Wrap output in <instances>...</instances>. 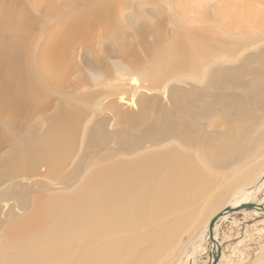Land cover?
<instances>
[{
  "label": "rangeland",
  "instance_id": "rangeland-1",
  "mask_svg": "<svg viewBox=\"0 0 264 264\" xmlns=\"http://www.w3.org/2000/svg\"><path fill=\"white\" fill-rule=\"evenodd\" d=\"M96 6L102 14L85 27V15ZM189 31L198 33L204 50L181 55L175 45L187 39L180 32ZM4 48L12 50L8 61L0 55V173L16 170L0 177V239L7 226L36 212L42 199L71 197L92 172L122 157L121 137L142 144L140 151L152 149L139 133L160 109H175L172 120L180 121L191 98L213 107L197 121L194 137L183 138L190 158L198 153L206 160V180L196 183L195 201L180 212L183 225L150 264H210V229L200 228V221L244 175L253 182L264 175L258 167L264 162V0H0ZM194 60L199 63L187 76ZM11 66L17 68L13 74ZM202 70L204 81L191 77ZM252 74L257 78L249 81ZM229 75L240 83L223 89L220 79ZM250 88L260 91L254 102ZM61 125L66 134L55 150L32 158L26 143L37 145ZM180 136L176 131L162 138L182 143ZM251 201L264 204V188ZM220 223L217 264H254L264 256V211H236Z\"/></svg>",
  "mask_w": 264,
  "mask_h": 264
},
{
  "label": "bare ground",
  "instance_id": "bare-ground-1",
  "mask_svg": "<svg viewBox=\"0 0 264 264\" xmlns=\"http://www.w3.org/2000/svg\"><path fill=\"white\" fill-rule=\"evenodd\" d=\"M98 7L90 9L91 13L85 15L87 20L85 27H88L93 16L102 14V7ZM193 32L189 31L190 34L180 32L187 39L176 42L175 49L179 54L185 55L188 49L195 52L204 50L202 43L195 40L198 33ZM11 50L7 52L5 48L1 49V57L8 61L7 57ZM179 60H176L177 64ZM13 63L11 62V65ZM196 63H199V60L192 61L191 68L184 71L189 72L186 73L187 76L195 72L192 66ZM178 67V65L171 67V72L174 74ZM16 70V66H13L9 69V73L13 74ZM118 74L123 77L128 75L122 69L118 70ZM205 74L204 70L201 75L191 77L202 82L207 78ZM253 76L255 75L252 74ZM256 78L255 76L249 81ZM237 80L232 75L222 76L220 83L223 89H228L240 83ZM133 81L136 79L134 78ZM209 84L210 82L208 86ZM247 85L249 86L248 83ZM261 86L263 84L257 85V87ZM257 92L260 91H252L251 88L248 91L247 95L253 102ZM120 100L125 101L123 97ZM131 103H134V99L130 100ZM176 104H180L179 99H176ZM210 107L213 108L207 102L206 105L204 103L196 105L190 98L184 102L182 119L178 122L172 120L175 109L166 113L160 109L157 116L153 115L151 118L152 123L139 133L140 142L148 143L150 146L146 147L152 149L140 151L139 149L143 148L142 144L136 145L134 142L137 141L131 139L132 137H121L124 155L106 163L103 171L102 168L99 171V166L97 173V169H94L95 173L92 172V175L84 181L81 190L78 187L79 192L70 194L71 197H66L65 200L58 199L57 196L42 199L43 201L37 205L36 212L26 217V220H17L4 229V238L0 239V264H150L151 260L158 256L161 247L173 240L180 225H183L182 220L186 216H183L184 213L180 216V212L187 208L191 199L196 198V191L199 188L196 183L202 184L206 180L203 179L205 173L202 172V169H208L206 160L198 153L195 155L196 159L190 158V146L183 141V138L194 137L197 121L202 120ZM220 108L226 109V106L221 105ZM247 120L246 125L251 123ZM230 127L227 129L231 132L226 137L232 133L233 126ZM176 131H180L182 143L174 141L170 144L168 141H163L162 137H167ZM65 134V125L53 127L39 143L37 142V145L32 141L27 142V150L32 158L41 157L55 150L53 147L58 146L56 143L61 141ZM133 143L135 145H130ZM215 151L218 155L217 147ZM258 167H264V162ZM14 168L15 166L0 173V177L9 176L16 170ZM247 175L248 173L243 176L242 184L233 193L229 192L230 194L224 195L223 198V192L222 194L220 192L218 197L222 198L216 200L218 205L214 210L212 209L213 212L209 211L211 213L209 217L200 221V228L205 226L206 231L213 217L227 206H237L257 197L264 188V175L259 177L260 179H255L259 180L251 189L256 181H250ZM231 214L225 213L215 224L213 232L217 241H219L220 222L228 219ZM164 216L165 220H162ZM202 229L204 230V227ZM219 248L218 242L216 244L211 242L212 252H216ZM262 252L264 253V249ZM193 255L194 251L190 253L191 257ZM260 256L254 264H264L263 254Z\"/></svg>",
  "mask_w": 264,
  "mask_h": 264
},
{
  "label": "water",
  "instance_id": "water-1",
  "mask_svg": "<svg viewBox=\"0 0 264 264\" xmlns=\"http://www.w3.org/2000/svg\"><path fill=\"white\" fill-rule=\"evenodd\" d=\"M253 208H259L260 210L264 211V204L263 203H256L253 201H248L245 203H241L237 206H227L225 209H223L219 213H217L213 217V219L211 220L210 225H209L211 242L215 243V244L218 242L214 237L213 228H214L215 224L217 223V221L219 220V218H221L225 213H227V212L233 213L236 211H240L242 209H253ZM221 251H222V249L220 247L216 252L211 253L212 257H213V258H211V260L212 259L213 260L210 262V264H217L219 262L221 255H222Z\"/></svg>",
  "mask_w": 264,
  "mask_h": 264
}]
</instances>
